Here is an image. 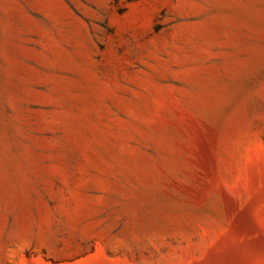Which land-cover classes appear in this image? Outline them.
Returning a JSON list of instances; mask_svg holds the SVG:
<instances>
[{
    "label": "rangeland",
    "instance_id": "1",
    "mask_svg": "<svg viewBox=\"0 0 264 264\" xmlns=\"http://www.w3.org/2000/svg\"><path fill=\"white\" fill-rule=\"evenodd\" d=\"M0 264H264V0H0Z\"/></svg>",
    "mask_w": 264,
    "mask_h": 264
}]
</instances>
